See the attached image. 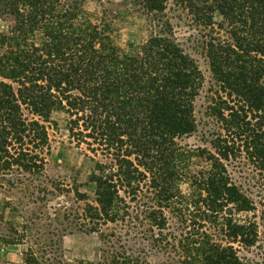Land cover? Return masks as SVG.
Listing matches in <instances>:
<instances>
[{"label": "trees", "instance_id": "trees-1", "mask_svg": "<svg viewBox=\"0 0 264 264\" xmlns=\"http://www.w3.org/2000/svg\"><path fill=\"white\" fill-rule=\"evenodd\" d=\"M138 1L154 15L168 3ZM179 1L207 24H213L215 11L223 16L229 39L208 47L217 81L234 102L221 111L222 120L230 134L244 136L249 155L264 171V0ZM78 9L61 0H0V18L15 19L0 31V75L9 80H0L2 170L40 171L41 154L50 148L46 122L54 111H65L76 140L90 139L97 144L94 152L109 154L108 162L93 159L97 205H89L91 217L102 223L130 217L132 199L121 189L136 200L139 189L147 188L153 205L145 212L153 226L165 224V208L181 213L204 206L214 218L225 213V235L253 244L251 225L233 222V209L254 206L231 181L224 163L231 152L227 139L218 137L215 151L177 141L197 130L195 101L204 77L196 61L164 36L166 27L124 53L106 25L79 19ZM182 183L192 192L182 193ZM200 234L187 245L181 264H251L233 245ZM117 256L79 264H149L143 255ZM27 262L39 264L35 258Z\"/></svg>", "mask_w": 264, "mask_h": 264}, {"label": "rangeland", "instance_id": "rangeland-1", "mask_svg": "<svg viewBox=\"0 0 264 264\" xmlns=\"http://www.w3.org/2000/svg\"><path fill=\"white\" fill-rule=\"evenodd\" d=\"M61 2L78 4L79 19L106 25L111 41L124 53H133L159 27H166L164 36L196 61L204 77L195 101L197 130L177 141L188 148L215 151L216 139H227L231 152L224 163L231 181L254 206L249 211L233 209V222L251 225L248 230L256 231L255 241L248 244L225 235V213H215L218 217L214 218L204 206L181 213L165 208V224L157 228L145 212L153 205L151 189L147 188L139 189L136 200L128 189H121L127 201L132 199L130 217L106 223L91 217L89 205H97L96 183L91 181L93 159L107 161L109 154L94 152L97 144L90 139V144L76 140L69 130V115L59 110L46 122L50 148L41 154L44 161L40 171L17 166L5 171L0 165V237L6 240L0 243V264H28V258H35L39 264L103 263L123 253L143 255L149 264H181L187 256V245L199 239L200 233L233 245L246 263L264 264V171L249 155L244 136L230 134L222 120L221 111L226 113V105L234 102L217 81L208 56L210 42L229 39L223 16L215 11L213 24H207L179 0H168L166 9L158 15L145 11L138 0ZM14 23L13 16L3 15L0 31ZM2 79L9 81L0 75ZM180 188L184 194L192 192L187 184H180Z\"/></svg>", "mask_w": 264, "mask_h": 264}]
</instances>
